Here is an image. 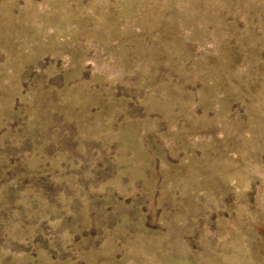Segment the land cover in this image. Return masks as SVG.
Returning <instances> with one entry per match:
<instances>
[{
    "label": "rangeland",
    "instance_id": "1",
    "mask_svg": "<svg viewBox=\"0 0 264 264\" xmlns=\"http://www.w3.org/2000/svg\"><path fill=\"white\" fill-rule=\"evenodd\" d=\"M0 264H264V0H0Z\"/></svg>",
    "mask_w": 264,
    "mask_h": 264
}]
</instances>
